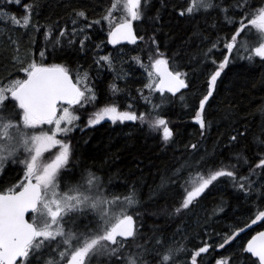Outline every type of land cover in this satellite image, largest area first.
<instances>
[{
  "label": "trees",
  "instance_id": "trees-1",
  "mask_svg": "<svg viewBox=\"0 0 264 264\" xmlns=\"http://www.w3.org/2000/svg\"><path fill=\"white\" fill-rule=\"evenodd\" d=\"M32 3L34 0H20L19 4L0 0V6L21 20L20 24L0 20V85L11 78H23L26 73L21 69L32 60L62 64L74 80L76 69L89 72V84L95 89V105L116 103L121 110L147 116L150 109L139 90H143V96H149V91L144 88L149 82L147 72L151 71L147 66L149 58L154 60L156 57L151 38L154 37L160 53L169 59L173 71L187 73L188 89L176 95L152 92L155 102L151 100V103L160 106L158 114L169 121L173 130L174 136L169 142H163L162 133L152 131L146 123L139 121L115 127L103 123L72 137V163L67 170L79 175L83 168L90 167L104 177L106 183L110 180L117 194L124 196L133 189L137 193L138 204L130 215L138 217L136 221L142 233L135 241L128 240L118 256L94 258V263L124 264V258L133 254L130 246L138 251L140 248H135V243L140 241L146 249L143 259L158 264L163 262V249L156 245L158 238L164 245L172 238L178 239L175 246H181L185 241L191 245L188 251L177 254L173 264H191V251H196L205 242L212 245L208 257L222 254L216 249L220 234L230 233L233 226L243 228L245 221L249 224L257 211L264 210V169L251 171L258 163L254 156L264 152L257 143V138L264 140L261 135L264 132V60L243 58L230 62L205 105L206 127L201 129L193 120L198 100L206 93L208 72L213 70L200 54L211 46L210 42L219 38L212 58L223 59L227 53L224 38L234 27L225 17L240 19V10L235 7L237 0H213L215 7L194 10L192 14L185 11L183 15L181 11L186 10L191 0H142L145 14L142 20L134 22V26L143 41L115 47L108 43L109 22L102 19L111 0H38L39 6L32 10L25 27L22 18L29 13L24 6ZM248 4L250 8L245 14L264 7V0H248ZM79 11L86 12V17L77 18L74 13ZM74 19L77 20L76 27L85 28L83 35L89 37L83 47L80 45L83 35L79 32L69 34ZM97 20L99 24L94 23ZM86 24H92V27L88 29ZM49 32L50 36L47 35ZM41 51L45 53L43 58ZM109 54L113 57L111 67L105 61L98 63L100 57ZM137 57L139 63L134 59ZM118 76L123 78L117 79ZM112 84H116L118 92L113 93ZM238 132L245 133L243 137H237L240 143H230L229 137ZM192 144L197 145L195 150L191 148ZM244 149L247 161L237 156ZM197 165L206 174L226 167L239 177L251 175L249 180L255 188L249 194L233 185L227 177H220L193 202L192 207L176 213L174 209L180 206L185 195L187 169L192 171ZM16 169V165L7 166L0 178V186L11 184L18 174ZM180 169L183 170L179 175H174ZM164 178L170 179L162 186ZM91 219V216L80 218L75 222V229L84 232L85 226L95 228L96 225H89ZM245 239L240 244L235 241L227 244L231 264H259L246 252ZM151 249L156 253L154 256L149 253Z\"/></svg>",
  "mask_w": 264,
  "mask_h": 264
},
{
  "label": "snow or ice",
  "instance_id": "snow-or-ice-1",
  "mask_svg": "<svg viewBox=\"0 0 264 264\" xmlns=\"http://www.w3.org/2000/svg\"><path fill=\"white\" fill-rule=\"evenodd\" d=\"M7 2L19 4L20 0H6ZM38 6V0L24 6L29 13L22 18L25 27L29 24L32 10ZM117 7L122 13L119 19L113 16V10ZM213 7L215 5L212 0H191V4L181 11V15L185 14V11L192 14L194 9L198 11ZM235 7L240 10V19L225 17L234 25L231 34L224 38L227 41L226 51L230 55L243 51L247 55L242 58L249 61L255 58L264 60V7L247 14L245 11L250 8L248 0H237ZM224 11L227 12V9ZM144 14L142 0H114L111 7L106 9V15L102 17L109 21L110 42L118 44L120 41H130L135 44L138 39L143 41L144 38L136 34L134 22L142 20ZM74 15L77 18L86 17V12L79 11ZM3 19L11 20L13 24L21 23V20L8 13L4 6H0V20ZM94 23L99 24L100 21ZM72 24L69 34L75 35L79 32L83 35L86 29H78L76 19ZM91 27L92 24H86V28ZM253 32L256 33L255 39L250 40ZM63 34L61 32V35ZM47 35L50 36L51 32ZM88 39L87 35H83L80 40L81 47ZM151 40L157 58L153 60L150 57L147 66L154 70L147 72L149 82L144 85L149 91V96H143V90H139L150 109L149 114L146 116L141 113L138 116L136 111L120 110L116 104H110L92 113L86 121L88 125L99 124L105 118L113 122L139 121L141 124L147 123L153 131L162 132L163 142L172 140L174 133L169 121L158 114L160 106L152 104L150 97L153 91L177 93L181 89H188L187 73L170 70L169 59L160 53L154 37ZM210 43L211 46L200 55L203 61L213 66V70L208 72L206 94L199 98L193 116L201 129L206 127L205 105L213 96L218 78L230 62V55H225L219 61L212 58L213 50L220 43L219 38ZM44 55L41 51L40 56L43 58ZM134 59L140 62L138 57ZM100 61L107 62V66L111 67L113 57L110 54L105 55L99 58L98 63ZM21 70L26 73V78L10 80L7 84L0 85V173H3L8 162L15 164L19 154H26L24 159L19 160L23 165V175L22 178L17 177L18 184L13 185L7 192H0V264H90L92 258L100 255L118 256L124 250L125 243L129 239L135 241L140 233L136 224L138 217L129 214V209L138 204L135 190L124 196L109 195L104 177L90 169H85L75 183L65 181L63 186L61 184L63 174L67 173L71 144L58 136L70 134L74 123L80 119L75 111L70 110L71 106L82 107L96 99L95 89L88 83V74H77L74 80L62 64H43L35 60ZM121 78L123 77H117ZM110 88L113 93L119 91L116 84L110 85ZM163 100L164 97L161 96L162 103ZM8 103L15 105L14 116L4 115ZM46 125L53 127L44 131L43 126ZM244 135V132H238L237 135L229 137V142L239 144L237 137ZM261 135H264V132ZM257 143L264 148V140L257 138ZM56 146H59L58 154L50 162H42L43 154ZM191 148L195 150L197 145L192 144ZM245 150H241L237 156L247 161L243 155ZM254 159L258 163L251 171L256 168L264 169V152L254 156ZM182 170H178L174 175H179ZM193 175L191 190L186 191L180 206L174 209L176 213L188 209L193 200L218 178L227 176L236 181V172L229 171L226 167L205 176L197 166ZM169 179H162V186L168 183ZM239 181L241 182H238V187L251 194V181L247 177H240ZM110 183L109 180L108 184ZM17 188L19 190H16ZM26 214H30L31 221L26 219ZM88 216L92 217L89 225L96 227L85 226L84 232L78 229L74 231L77 226L73 218ZM257 221H264V211H257L251 223L255 224ZM244 223L245 227H249L246 221ZM244 230L233 226L230 233L220 234L223 242L216 247L224 248ZM156 245L157 248L163 249L162 261L167 264H173L177 254L184 250L182 245L175 246V243L166 246L159 238ZM210 247L212 245L207 242L198 247L191 254V264H196L197 257L207 253ZM138 248L141 251L136 255L129 253L124 258V264H146L141 259L145 250L143 246ZM246 251L258 257L260 264H264V231L252 236L247 242ZM217 264H225V261H217Z\"/></svg>",
  "mask_w": 264,
  "mask_h": 264
},
{
  "label": "rangeland",
  "instance_id": "rangeland-1",
  "mask_svg": "<svg viewBox=\"0 0 264 264\" xmlns=\"http://www.w3.org/2000/svg\"><path fill=\"white\" fill-rule=\"evenodd\" d=\"M213 1V0H212ZM114 3V0H111V5ZM111 7V6H110ZM109 7V8H110ZM195 10V9H194ZM122 13L119 11V7H117V9H114L113 10V16H114V18H116V19H119V16L121 15ZM109 22V21H108ZM109 25V24H108ZM255 36H256V33L255 32H253L252 33V35L249 37V39L250 40H254L255 39ZM224 47H225V45H224ZM225 50H226V48H224ZM225 55H230L228 52L226 53V54H224V56ZM247 54L246 53H244L243 51L242 52H240L239 54H237V53H235V52H233L231 55H230V62H232V61H234V60H239V59H243L242 57H244V56H246ZM155 58H157V57H155ZM154 58V59H155ZM245 59V58H244ZM229 62V63H230ZM68 69V68H67ZM80 70H78V69H76V75L77 74H80V75H83L84 73L83 72H79ZM151 71H153L154 72V70L153 69H151ZM89 73V72H88ZM87 73V74H88ZM24 78H26V75H24V77L23 78H21V77H17V78H11L10 80H15V79H24ZM153 79L155 80L156 79V77H155V75L153 76ZM10 80H8L5 84H7ZM88 83H89V74H88ZM89 86H90V84H89ZM91 87V86H90ZM92 88V87H91ZM207 90V89H206ZM206 94V93H205ZM153 95H154V93H151V97H150V99L152 100L153 99ZM152 101H154V100H152ZM155 102V101H154ZM110 104H116V103H108V104H105V105H110ZM105 105H102V106H97V105H95V101L93 102V103H91V104H84L82 107H77V106H71V108H70V110H73V111H75V113H76V115H78L79 117H80V119L77 121V122H75L74 123V126H73V131L70 133V134H68L67 136H64L63 134H61V135H59L58 136V138L59 139H64L66 142H69L70 144H71V148H72V137L74 138V136L73 135H75V136H79L80 134H82V133H84L85 131H87V130H89L88 128L89 127H92V126H94V125H88L87 123H86V121H87V119L89 118V116H91V114L92 113H94L96 110H98V109H100V108H102L103 106H105ZM117 105V104H116ZM118 106V105H117ZM6 111H5V113H4V115H6V116H14L15 115V105L14 104H11V103H8V104H6ZM121 110V109H120ZM129 111V110H128ZM105 119H109V118H105ZM110 120V119H109ZM194 120V119H193ZM111 121V120H110ZM112 123L110 124L111 125V127H115L116 126V124H118V125H123V124H125V123H129V122H131V121H115V122H113V121H111ZM194 122H196V123H198L197 121H195L194 120ZM147 124V123H146ZM199 124V123H198ZM53 126H50V125H46V126H43V130L44 131H48L50 128H52ZM200 127V126H199ZM153 131V130H152ZM160 133H162V132H160ZM29 134H31V133H29ZM58 152H59V146H56V147H54V148H51V149H49L48 151H46L44 154H43V156H42V162H44V163H48V162H50L54 157H55V155H57L58 154ZM25 155L26 154H23V153H21V154H19V159L17 160V162L15 163V164H13V163H11V162H8L7 164H6V166H5V170H6V168H7V166H9V165H16V166H18L17 167V169H16V172L18 173L17 174V176L16 177H21L22 178V175H23V172H22V169H23V165L21 164V163H19V160H22V159H24L25 158ZM71 161V156H70V159H69V163H68V165H67V169H69L68 167H69V165H70V163H72V162H70ZM85 169H90V170H92L93 171V169L92 168H83V170H85ZM197 169V166L196 167H194V169L192 170V171H189V169H187L188 170V173H189V177H188V179H187V181L184 183V189H185V194H186V191H190L191 190V186H192V184H191V181L194 179V172H195V170ZM198 169H199V167H198ZM4 170V171H5ZM199 171L201 172V173H203L205 176H207L208 174H206L205 172H203V170H201V169H199ZM3 173H0V178L3 176L2 175ZM80 174L81 173H79V175H76V174H73V173H71V171H69V170H67V173L66 174H63V178H62V180H61V184H62V186H63V184H64V182L65 181H68V182H70V183H75L78 179H79V177H80ZM96 174L97 175H100L98 172H96ZM101 176V175H100ZM251 176V175H250ZM250 176H247V178L249 179L250 178ZM225 177H227V176H225ZM228 179H230V181L233 183V185H236V186H238V182H241V181H239V176H237L236 175V181H234L232 178H230V177H227ZM251 183H252V188H255V185L253 184V181H251ZM14 184H18V180L16 179L15 180V183ZM10 185H12V183L10 184ZM10 185H7L6 187H5V185H2V186H0V188H8ZM106 187L108 188V193H109V195H119V194H117V192L116 191H114V189H113V186L111 185V184H108V183H106ZM210 187V186H209ZM245 187H247V184L245 185ZM239 188V187H238ZM240 189V188H239ZM207 190V189H206ZM205 190V191H206ZM119 196H121V195H119ZM200 197V196H199ZM198 198V197H197ZM197 198H195L194 200H193V202H195L196 201V199ZM193 202H192V204H193ZM192 204L189 206V208L190 207H192ZM136 208V205L135 206H133L131 209H129V214H131V212H133L134 210L133 209H135ZM188 208V209H189ZM186 209H182L181 210V212L180 213H182V212H184ZM80 218H82V217H74L73 219H74V221L75 222H77V221H79V219ZM144 226V225H143ZM66 228H67V225L65 226ZM137 227L139 228L140 226H139V224L137 225ZM140 229V228H139ZM74 231L76 230L75 228L73 229ZM142 232H140L139 233V235L141 234ZM182 232H180V234H181ZM182 235V234H181ZM180 237H182V236H180ZM244 238H246V237H244ZM244 238H239V235L238 236H236L235 238H234V240L233 241H235V242H237V244H240L239 242H242L243 241V239ZM139 240V239H138ZM142 241V240H141ZM177 241H178V239L177 238H172L171 239V241H169V242H166L167 244H165L166 246L167 245H171V244H173V243H177ZM233 241H230V242H233ZM140 241H138L137 243H135V248H137L138 246H142V243H139ZM223 241H222V239L221 240H219V242H217L218 244L219 243H222ZM229 242V243H230ZM139 243V244H138ZM216 243V244H217ZM138 244V245H137ZM180 245H182L183 246V251L182 252H184V251H188V249L190 248V244H188V242L186 243V241L185 242H183L182 244H180ZM186 245H189L188 247L186 246ZM240 246V245H239ZM53 247H55V246H53ZM131 247V251H132V253H133V255H136L137 253H139L140 251H141V249H139L138 251H134V249H133V246L131 245L130 246ZM226 247H227V245H225L224 246V248H219V247H216V249L217 250H219V251H222L221 253L222 254H219V255H215V256H213L212 254H210V256L208 257V255H207V253H203V254H201V256L200 257H197V261H196V264H217V261H220V260H223V261H225V264H231L230 263V257H229V255H228V250H226ZM210 249V248H209ZM61 250H63V249H61ZM137 250V249H136ZM145 252H146V249H145ZM144 252V253H145ZM189 252H190V250H189ZM194 252V250H192L191 251V254ZM143 253V254H144ZM149 253H153L152 255L154 256L156 253L154 252V249H151V250H149ZM181 253V252H180ZM190 254V255H191ZM178 255H179V253H178ZM99 258L100 257H105V258H109V259H111V258H113V257H108V256H105V255H100V256H98ZM97 257V258H98ZM141 259L144 261V262H146V259L144 260L143 259V256H141ZM190 262H191V258H190ZM94 263V258H92L91 260H90V264H93ZM138 264H139V262H138ZM146 264H157V262L156 261H148V259H147V262H146ZM158 264H163V262H159Z\"/></svg>",
  "mask_w": 264,
  "mask_h": 264
},
{
  "label": "flooded vegetation",
  "instance_id": "flooded-vegetation-1",
  "mask_svg": "<svg viewBox=\"0 0 264 264\" xmlns=\"http://www.w3.org/2000/svg\"><path fill=\"white\" fill-rule=\"evenodd\" d=\"M103 123H107V124L110 125L112 122H111L109 119H105V120L101 121L99 124H96V125H94V126H92V127L99 126V125H101V124H103ZM116 125H118V124H116ZM110 126H111V125H110ZM17 167H18V166H17ZM4 172H5V171H3V174H4ZM3 174H2V175H3ZM16 179H17V177H13V179L11 180V181H12V182H11L12 185H10L8 188H3V189H1L0 192H7V190H8L9 188L13 187V185H16V184H14ZM5 187H6V186H5ZM16 190H19V189L17 188ZM253 219H255V217H254ZM253 219H252V220H253ZM30 221H31V216H30ZM250 223H251V222H250ZM250 223H249V224H250ZM249 224H248V225H249ZM243 228H245V226H244ZM263 228H264V221H262V222L256 224L255 227L251 228L250 230H248V231H246V232H243V233H240L239 236L241 237L242 235H244V236L246 237L245 242H244V244H246L247 240H248V239H249L254 233H256L257 231H259V230H261V229H263Z\"/></svg>",
  "mask_w": 264,
  "mask_h": 264
},
{
  "label": "water",
  "instance_id": "water-1",
  "mask_svg": "<svg viewBox=\"0 0 264 264\" xmlns=\"http://www.w3.org/2000/svg\"><path fill=\"white\" fill-rule=\"evenodd\" d=\"M139 40V39H138ZM138 40L136 41V43L138 42ZM135 43V44H136ZM109 44L110 45H119V44H130V45H134L133 43H131L130 41H120L118 44H112L111 42H110V38H109ZM170 68V67H169ZM171 70V69H170ZM183 90H185V89H181L179 92H181V91H183ZM165 92H167V91H165ZM179 92H177V93H171V94H173V95H175V94H178ZM168 93H170V92H168ZM29 215L30 214H26V219H29ZM260 222H262V221H257L255 224H252V223H250L249 224V227H245L244 229V231L243 232H246V231H248V230H250L251 228H253V227H255V225L256 224H258V223H260ZM261 231H264V228L263 229H261V230H259V231H257L256 233H254L252 236H254V235H256L258 232H261ZM242 232V233H243ZM240 234V233H239ZM252 236L247 240V242L252 238ZM247 242H246V244H245V248H247ZM250 256H252L254 259H256L258 262H259V264H260V261H259V258L258 257H255L252 253H249V252H247ZM96 264H105V263H96Z\"/></svg>",
  "mask_w": 264,
  "mask_h": 264
},
{
  "label": "bare ground",
  "instance_id": "bare-ground-1",
  "mask_svg": "<svg viewBox=\"0 0 264 264\" xmlns=\"http://www.w3.org/2000/svg\"><path fill=\"white\" fill-rule=\"evenodd\" d=\"M197 93V92H196ZM202 93V92H201ZM198 94V93H197ZM198 96V95H197ZM189 110V109H188ZM198 166V165H197ZM200 169V168H199Z\"/></svg>",
  "mask_w": 264,
  "mask_h": 264
}]
</instances>
